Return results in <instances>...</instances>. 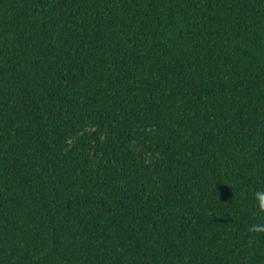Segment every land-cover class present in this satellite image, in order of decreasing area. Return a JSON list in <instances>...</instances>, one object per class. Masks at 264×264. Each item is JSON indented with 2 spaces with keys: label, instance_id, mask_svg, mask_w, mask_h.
<instances>
[{
  "label": "trees",
  "instance_id": "obj_1",
  "mask_svg": "<svg viewBox=\"0 0 264 264\" xmlns=\"http://www.w3.org/2000/svg\"><path fill=\"white\" fill-rule=\"evenodd\" d=\"M0 264H264V0H0Z\"/></svg>",
  "mask_w": 264,
  "mask_h": 264
}]
</instances>
